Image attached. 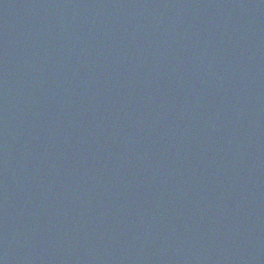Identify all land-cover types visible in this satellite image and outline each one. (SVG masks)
Returning a JSON list of instances; mask_svg holds the SVG:
<instances>
[{"label": "water", "instance_id": "obj_1", "mask_svg": "<svg viewBox=\"0 0 264 264\" xmlns=\"http://www.w3.org/2000/svg\"><path fill=\"white\" fill-rule=\"evenodd\" d=\"M0 264H264V0H0Z\"/></svg>", "mask_w": 264, "mask_h": 264}]
</instances>
